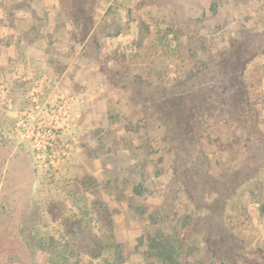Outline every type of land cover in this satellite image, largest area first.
<instances>
[{"label":"rangeland","instance_id":"rangeland-1","mask_svg":"<svg viewBox=\"0 0 264 264\" xmlns=\"http://www.w3.org/2000/svg\"><path fill=\"white\" fill-rule=\"evenodd\" d=\"M20 2L21 9L29 7ZM94 3L86 6L93 15H80L91 23L90 30L76 26L62 12L57 29L36 38L44 41L51 74L61 75V85L78 99L80 118L68 135L77 141L70 158L40 170L30 144L11 133L12 115L0 110V264H109L114 259L109 247L113 238L122 243L123 264H162L145 256L141 238L159 229L172 232L184 215L207 211L202 199H191L173 182L175 154L156 103L157 92L162 93L158 85L179 78L167 70L164 54L158 55L157 66L165 73L147 74L136 56L141 25L160 34L163 29L172 34L190 30L198 58H210L233 45V67L247 68L242 78L264 77V0ZM182 51L186 69L194 56L185 47ZM220 59L227 62L226 54ZM199 132L201 141L191 145L190 160L208 161L220 196L227 200L225 206L214 203L215 210L224 211L225 222L236 228L238 252L258 257L264 252V218L252 222L243 215V206L255 217L261 213L258 204L243 205L244 190L253 184L244 185L236 173L244 158L240 129L207 116ZM259 178L264 180V171ZM136 185L141 186L140 194L133 191ZM72 223L79 226L76 233ZM182 238L199 248L190 262L196 258L213 264L203 235L190 232ZM87 239L101 244L102 255L81 247Z\"/></svg>","mask_w":264,"mask_h":264},{"label":"trees","instance_id":"trees-1","mask_svg":"<svg viewBox=\"0 0 264 264\" xmlns=\"http://www.w3.org/2000/svg\"><path fill=\"white\" fill-rule=\"evenodd\" d=\"M94 2L59 0V7L76 26L90 30L91 23H84L87 20L80 15L87 12L93 15V11L86 6L94 5ZM139 29L136 56L141 57L140 61L145 65L147 74L161 76L165 73V69L157 66L158 55L164 54L168 58L167 70L179 78L158 85L162 93L157 92L159 96L156 103V108L163 112L160 118H163L166 141L175 154L172 161L173 182L183 188L191 199H202L207 207L203 215H184L180 219V226L173 228L172 232L159 229L141 238L146 246L145 256L148 259L154 257L162 264H204L200 259L198 262L196 258L192 262L189 260L199 250L195 244H187L185 238H182L191 232L203 235L208 258L213 264H264L263 251L255 258L239 253L241 240L235 232L236 228L225 222L224 211L215 210L214 203H223L225 206L227 200L224 203L220 196L221 189L215 183L216 178L209 169L208 161L196 164L190 160L191 145L195 140L201 141L199 128L207 116L217 118L224 124H237L241 132L244 158L236 173L243 178L244 185L253 184L244 190L243 205L258 204L261 213L255 217L251 210L243 206V215L252 222L258 217L264 218V180L259 178V174L264 171V77L261 76L259 80L242 78L247 68L233 67L232 63L237 61V55L232 52L233 45L218 50L210 58H198L190 30H179V33L172 34L163 29L160 34L159 29L154 32L150 25H141ZM184 47L194 56L186 69L188 60L183 55ZM222 54H226L227 62L220 59ZM141 83H146V80ZM133 191L140 194L141 186H134ZM71 228L76 233L79 226L72 223ZM80 245L83 249L90 247L88 251L97 257L104 250L94 239L83 240ZM109 247L114 254L109 264H123L125 255L122 243L113 238Z\"/></svg>","mask_w":264,"mask_h":264},{"label":"built area","instance_id":"built-area-1","mask_svg":"<svg viewBox=\"0 0 264 264\" xmlns=\"http://www.w3.org/2000/svg\"><path fill=\"white\" fill-rule=\"evenodd\" d=\"M77 101L60 80L25 60L0 67V110L12 115L11 133L30 144L42 171L58 167L72 155L77 141L68 135L80 118Z\"/></svg>","mask_w":264,"mask_h":264},{"label":"crops","instance_id":"crops-1","mask_svg":"<svg viewBox=\"0 0 264 264\" xmlns=\"http://www.w3.org/2000/svg\"><path fill=\"white\" fill-rule=\"evenodd\" d=\"M20 1L0 0V67L6 68L22 59L36 70H44L63 81L61 75L51 74L53 65L47 61L44 41H36L38 36L49 35L57 29L63 18L59 0H23L29 6L24 9L18 7ZM21 22L27 25L22 26Z\"/></svg>","mask_w":264,"mask_h":264}]
</instances>
